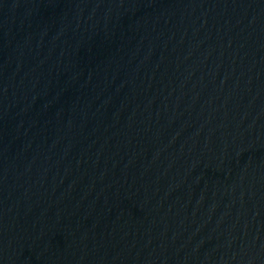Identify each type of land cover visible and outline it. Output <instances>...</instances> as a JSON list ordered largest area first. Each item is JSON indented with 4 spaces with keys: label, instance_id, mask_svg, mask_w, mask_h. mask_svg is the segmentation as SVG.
Instances as JSON below:
<instances>
[{
    "label": "water",
    "instance_id": "obj_1",
    "mask_svg": "<svg viewBox=\"0 0 264 264\" xmlns=\"http://www.w3.org/2000/svg\"><path fill=\"white\" fill-rule=\"evenodd\" d=\"M264 140V0H0V264H127Z\"/></svg>",
    "mask_w": 264,
    "mask_h": 264
}]
</instances>
